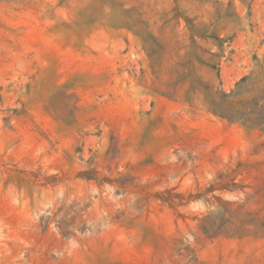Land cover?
<instances>
[{
  "label": "rangeland",
  "instance_id": "374dc122",
  "mask_svg": "<svg viewBox=\"0 0 264 264\" xmlns=\"http://www.w3.org/2000/svg\"><path fill=\"white\" fill-rule=\"evenodd\" d=\"M0 264H264V0H0Z\"/></svg>",
  "mask_w": 264,
  "mask_h": 264
}]
</instances>
